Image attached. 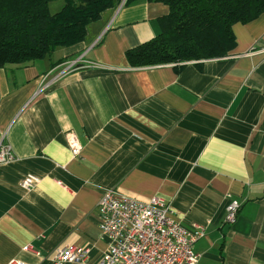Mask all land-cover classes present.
Returning a JSON list of instances; mask_svg holds the SVG:
<instances>
[{
  "label": "crops",
  "instance_id": "0c3cea01",
  "mask_svg": "<svg viewBox=\"0 0 264 264\" xmlns=\"http://www.w3.org/2000/svg\"><path fill=\"white\" fill-rule=\"evenodd\" d=\"M168 13L157 0L121 5L85 42L0 68V143L14 157L0 165V264H51L67 246L89 251L70 264L99 262L107 189L160 197L186 228L204 227L199 264H264V14L233 26L227 57L132 66L127 52L157 37ZM85 53L93 66L63 73ZM232 200L242 206L228 225Z\"/></svg>",
  "mask_w": 264,
  "mask_h": 264
},
{
  "label": "trees",
  "instance_id": "16d2710c",
  "mask_svg": "<svg viewBox=\"0 0 264 264\" xmlns=\"http://www.w3.org/2000/svg\"><path fill=\"white\" fill-rule=\"evenodd\" d=\"M0 0V68L26 66L58 48L85 42L88 30L105 13L137 0ZM168 15L159 19L161 33L127 52L134 67L200 62L227 57L236 39L232 28L264 14V0H157Z\"/></svg>",
  "mask_w": 264,
  "mask_h": 264
},
{
  "label": "built area",
  "instance_id": "2783aa9c",
  "mask_svg": "<svg viewBox=\"0 0 264 264\" xmlns=\"http://www.w3.org/2000/svg\"><path fill=\"white\" fill-rule=\"evenodd\" d=\"M86 54L66 63L63 73L93 66L85 60ZM69 144L74 157L81 155L83 147L74 135H70ZM13 159L10 146L0 143V165ZM37 183V178L27 176L21 186L32 189ZM241 206L236 200L230 201L226 224L236 222ZM98 214L108 249L95 264H199L194 245L205 236L204 227L186 228L174 219L172 206L160 197L142 202L116 189H107L98 203ZM88 255L87 249L67 246L55 251L51 264L84 263ZM9 264L24 263L12 260Z\"/></svg>",
  "mask_w": 264,
  "mask_h": 264
},
{
  "label": "rangeland",
  "instance_id": "374dc122",
  "mask_svg": "<svg viewBox=\"0 0 264 264\" xmlns=\"http://www.w3.org/2000/svg\"><path fill=\"white\" fill-rule=\"evenodd\" d=\"M63 5H64V1L63 0H58V1L54 2V3H52L51 6H50L51 13H56V12L60 11L61 8L63 7Z\"/></svg>",
  "mask_w": 264,
  "mask_h": 264
}]
</instances>
